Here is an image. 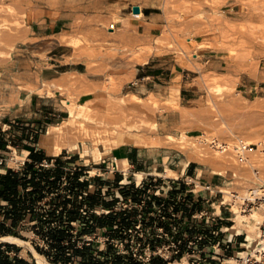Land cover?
<instances>
[{"label":"rangeland","instance_id":"rangeland-1","mask_svg":"<svg viewBox=\"0 0 264 264\" xmlns=\"http://www.w3.org/2000/svg\"><path fill=\"white\" fill-rule=\"evenodd\" d=\"M133 6L157 16L152 19L144 14L137 16ZM232 7L236 12H225ZM49 25L51 28H45ZM206 49L223 55L226 62L219 73L208 72L204 65L196 64L198 101H182L176 83L162 93L143 94L134 89L136 80L129 73L145 63L139 59L176 56L182 66L194 69L196 52ZM261 60L264 61V0H0V128L7 109L24 88L29 91L41 88L40 93L48 89L51 93L55 87L63 93L65 109L69 102L83 109L82 116L94 115L98 121L105 120L107 125L90 123L89 127L91 131L107 130L104 143L93 140L94 145L93 138H89L77 149H64L60 155H51L61 156L65 162L75 158V162L66 166L70 175L76 168L84 167V179L93 180L87 193L94 194L101 184V201L116 198L122 202L116 204L114 211L123 213L129 226L122 228L115 238L109 230H98L80 241L96 240L101 251H106L110 244L113 254L132 255L140 264H152L155 258L188 263V256L177 259L172 256V249L163 248L168 240L159 237L158 228L164 221L149 207L160 201L153 198L151 205L147 202L143 208L138 206L149 196L138 192L143 186L136 188V177L131 176L128 179L131 182L123 184L126 187L123 193L112 179L113 164L107 161V156L98 162L93 152L95 147L106 151V144L116 140L113 132L139 141L130 145L159 150L168 163L174 160L185 165L190 153L199 149L204 157L191 162L208 171V175L222 177L217 190L218 204L231 202L222 190L238 195L248 193L254 184L264 182V144L258 151L248 152L243 164L233 147L241 142L249 145L264 140V98L251 99L241 87L243 75H257ZM74 69L77 71H71ZM65 70L70 71L63 73ZM50 76L59 80H48ZM85 92H91L92 99L81 103L80 97ZM68 118L67 112L54 125ZM200 135L202 139L191 138ZM179 142L185 143L187 149ZM219 145L230 148L223 152ZM84 149H88V154L83 155ZM3 155V168L18 167L25 158L24 153L15 149ZM216 156L226 162H220ZM226 206L233 226L237 217L235 207ZM110 212L96 210L104 215ZM139 220L143 221L142 232L135 229ZM21 235L23 238L19 239L27 244L0 240V245H16L19 254L31 262H37L31 246L37 252V246L49 250L32 231L22 230Z\"/></svg>","mask_w":264,"mask_h":264},{"label":"crops","instance_id":"crops-1","mask_svg":"<svg viewBox=\"0 0 264 264\" xmlns=\"http://www.w3.org/2000/svg\"><path fill=\"white\" fill-rule=\"evenodd\" d=\"M230 4L231 2H229ZM232 11L236 12L233 7L225 10L228 13ZM142 14L147 19L156 18L157 16L154 12L145 14V10ZM48 27L51 28V25L45 28ZM195 56L194 66L197 63L202 64L208 72L219 73L226 62L223 59V55L209 49L197 51ZM69 71L65 70L63 73H69ZM71 71L75 72L77 70ZM129 74L131 78L136 80L134 89L139 93H162L170 88L173 83H176L175 85L180 86V98L182 101L193 103L199 100L197 66L194 69L184 67L176 56L154 55ZM52 79L59 80L56 76L48 78V80ZM241 87L242 92L251 99L264 98L263 60L260 62V69L255 77L243 75ZM39 90L29 91L24 88L18 91V95L7 109L3 128H0V157L4 156L3 154L8 150L15 149L24 153L25 158L18 167L3 168L0 166V172H6L8 168H20L25 162L30 161L29 156L32 150L35 152L44 150L38 146L41 133L44 129L58 123L59 120L66 116L67 109L63 105L65 100L61 98L63 93L60 90L55 89V87L51 88V93L48 89H44L43 93H40ZM91 94V92L83 93L80 97V102L92 99ZM5 128L9 129L6 130ZM37 136L38 140H36ZM157 151L159 150L130 144L114 147L106 157L107 161H110L113 166L118 159H127L130 163L128 177L118 170L112 172L114 173L113 180H117V177L120 179L118 189L124 188L125 179H129L131 176L141 172L144 174L142 181L138 182L136 181L137 179H134L136 188L143 186V189L140 188L138 192L146 197L149 196L148 193L155 195L160 193L161 197L166 199L167 207L163 213L167 214L171 219L173 215H176L174 220L179 224V234L187 232L194 235L197 232L209 230L212 221H208L207 218L201 219L197 217L202 211L210 216L220 217V224L230 227L231 216L228 207L218 204L219 194L217 190L222 184V177L219 175H208V171L198 166L195 162H190L186 168L174 160L168 163L165 161L166 156ZM46 154L51 156L47 152ZM106 159L104 162H106ZM2 161L3 159L0 161V165ZM167 169L177 171L179 176L165 177L155 174L156 172L165 174ZM159 187L161 189L156 192L155 189ZM155 195H152V199L154 198L155 201L160 200ZM198 195L200 196L199 201L197 199ZM121 198L123 197L121 196ZM121 203V200L117 202L118 205ZM148 204L151 205V202H148ZM149 207L151 210L153 209L151 206ZM173 209L174 211L172 212ZM157 214H160L159 211ZM223 236L225 240L228 238V234ZM241 240L242 238H240ZM212 251L216 250L211 249L210 255H212ZM185 257V255H179L176 258H182L183 260ZM166 262L170 264L169 261ZM188 264H192L189 259ZM201 264L219 263L209 258L208 261Z\"/></svg>","mask_w":264,"mask_h":264},{"label":"trees","instance_id":"trees-1","mask_svg":"<svg viewBox=\"0 0 264 264\" xmlns=\"http://www.w3.org/2000/svg\"><path fill=\"white\" fill-rule=\"evenodd\" d=\"M29 159L20 168L0 172V237L23 238L22 230L32 231L47 244L48 251L38 246L37 250L52 264H140L132 255L113 254L110 244L109 250L101 251L96 240L80 241L104 229L115 238L129 223L123 213L114 211L118 199L100 200L101 184L94 194L87 193L93 180L84 179V167L71 175L66 171L75 158L65 162L61 156L32 150ZM119 180L117 177V187ZM98 208L112 211L98 214ZM0 264L37 262L22 257L16 245L5 243L0 245ZM152 264L167 263L155 258Z\"/></svg>","mask_w":264,"mask_h":264},{"label":"built area","instance_id":"built-area-1","mask_svg":"<svg viewBox=\"0 0 264 264\" xmlns=\"http://www.w3.org/2000/svg\"><path fill=\"white\" fill-rule=\"evenodd\" d=\"M260 147V144L253 143L247 145L241 142L239 145L233 147V150L237 152L238 159L243 164L247 161L246 154L251 151H258ZM229 148L228 146H224L223 152L228 151ZM255 187L264 190V182L259 181L253 186V188ZM253 188H251L249 192L253 191ZM155 196H160L161 199L159 200V204L153 206L152 211H159L164 221V224L158 228L159 237H164L168 240L167 244L163 245V248L166 250L172 249V256H188L192 264H201L202 262L208 261L209 258L222 264L225 259H233L237 264H264V222L259 225L261 235L258 241H255L250 246L247 245L249 244L247 235L230 233V228L232 226L225 227L220 224V217L210 216L203 211L199 213L197 217L201 219L207 218L208 221H212L209 230H203L194 235L187 232L179 234V224L174 220L176 215H173L171 219L167 214L163 213L164 209L167 207L166 199L161 197L160 193ZM197 199L199 201V195ZM151 201L152 195H149L148 198L142 200L141 203L137 205L143 208L147 202ZM226 204L233 205L232 202L225 203V201H223L220 203L221 206H226ZM262 204H264V191L258 195L253 193L251 198H243L240 210L244 214H247L254 209H261L263 207ZM173 211L174 209L172 212ZM135 229L136 232H142L144 230L142 220H139ZM150 229H152V227H149V230ZM131 231L132 230H130V232ZM225 234H228L226 240L223 236ZM140 236L143 237V234ZM240 238H242L241 241ZM120 244L123 246L124 242ZM148 247L150 249V243ZM211 249L216 250L212 251V255H210ZM134 255L137 256L136 253H134ZM140 258H143V256H140Z\"/></svg>","mask_w":264,"mask_h":264},{"label":"bare ground","instance_id":"bare-ground-1","mask_svg":"<svg viewBox=\"0 0 264 264\" xmlns=\"http://www.w3.org/2000/svg\"><path fill=\"white\" fill-rule=\"evenodd\" d=\"M141 15H142V12H141V14H138L137 16H141ZM111 29H113V28H111ZM131 39H133L134 41L136 39L135 42L136 43L138 42L137 38L134 39V37H132ZM131 42H133V41H131ZM139 60L142 62L143 61L147 62V61H145V58H143L142 60L141 59H139ZM66 104H67L66 109H67V112L69 113V118L67 120L63 121L62 123L51 126L45 133L41 134L40 139H39L40 147L43 148L49 155H60L64 149H77L81 142H84V140L89 139V138L90 139L93 138L92 141L97 140V143H104L103 136L108 134L107 130L91 131V129H89V127H90V123H94L96 125L99 124L102 126L107 125L106 121L102 120V119L101 120L99 119V121H98V118H96L94 115L82 116L83 109H81V108H79V106L77 107L75 104H72L69 102H66ZM74 129H75V131H74ZM112 135L115 136L116 140H114L113 144H111V145L106 144V148H105L106 151L103 152L98 147H95L93 154H94V159H96L98 162L103 158V156H108L114 147H119L121 145L131 144V143L136 144L139 142V141H136L135 138L130 137V136H126L125 134L113 132ZM186 136L190 137L188 135H186ZM191 138L202 139L203 136L200 135V136H195V137H191ZM172 140H173V142L175 141L174 138ZM179 143H182L181 146L183 149H187V146L184 145L185 143L184 144H183V142H179ZM213 143H215V142H213ZM218 144H219V142H218ZM259 144L263 145L264 140L259 141ZM94 145H95V142H94ZM195 146H196V144H195ZM220 146H222V145L218 146L219 149H220ZM83 147L85 148V145ZM84 150H86V153L83 155L88 154L87 153L88 149H84ZM188 157H189V159L184 165L185 168L188 166V164L191 162V160H195V158H198V157L202 158V157H204V154L201 153V151L199 149H197V150H193V152H191ZM215 158H220L219 159L220 162L221 161L223 163L226 162V160L221 156L220 157L216 156ZM226 165H229V164H226ZM129 168H130V163L127 159H118V160H116V162L113 166V170L121 171L127 177L129 174ZM219 174H222V173L219 172ZM159 175H162L165 177H178L179 173L177 171L167 169V172L165 174H159ZM135 177L137 179L136 181L141 182L143 177H144V174L139 172L135 175ZM237 180L239 181V179H237ZM126 182H128V179L124 180V183H126ZM234 184H235V182H234ZM262 191H264V190H261L259 187H255V188H253V191H251V192L248 191V193L243 194V195H235V194H233V192H230V191L228 192V191L222 190V192L228 194V195H226V197L234 205L235 209H233V211L237 215V217L234 219L235 224L230 228V230H236L237 234H246L248 242H249V244H247L248 246L253 244L255 241H258V239L261 235L259 225L264 222V204H262L263 207L261 209H254L247 214H244L242 211H239L238 209H240L239 206L241 205L243 198H251V195L253 193L258 195ZM228 199H227V201H228ZM0 240L8 241V242L18 244V245L27 244V242H25V241H23L17 237H13V236L2 237ZM31 249L34 252L35 256L37 257L38 264H52V263L48 262L44 256L40 255L32 246H31ZM170 264H188V263L186 260H183L182 262H171ZM223 264H237V263L233 259H225L223 261Z\"/></svg>","mask_w":264,"mask_h":264},{"label":"water","instance_id":"water-1","mask_svg":"<svg viewBox=\"0 0 264 264\" xmlns=\"http://www.w3.org/2000/svg\"><path fill=\"white\" fill-rule=\"evenodd\" d=\"M132 11L134 14L138 15V14H141L142 9L140 6H133Z\"/></svg>","mask_w":264,"mask_h":264}]
</instances>
